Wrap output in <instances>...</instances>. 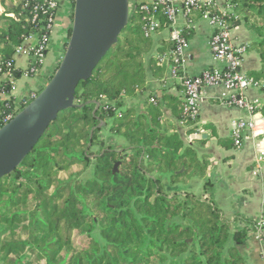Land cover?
<instances>
[{
	"label": "trees",
	"instance_id": "1",
	"mask_svg": "<svg viewBox=\"0 0 264 264\" xmlns=\"http://www.w3.org/2000/svg\"><path fill=\"white\" fill-rule=\"evenodd\" d=\"M11 1L0 16V78L8 73L18 80L26 71L16 68L17 48L33 35L49 36L45 26L54 12L44 7L33 22V8L43 0ZM229 1L224 19L230 28L246 23L260 37L251 49L263 67L248 77L264 84V0ZM144 5L135 6L116 46L78 87L77 107L62 112L23 164L0 181V264H247L241 247L249 232L264 240L257 221L243 220L247 226L233 232L213 203L182 191V179L206 167L161 119L156 100L141 112L125 107L123 98L146 89L148 18L170 24L163 10L147 13ZM208 8L224 14L211 3L187 16L198 9L204 16ZM191 34L187 27L181 35L189 41ZM162 45L151 64L155 72L176 47L174 41ZM3 86L10 90L11 83ZM0 109L1 118L15 112L13 100ZM180 109L185 125L197 123L183 116V104ZM256 113L264 116V107ZM108 120L126 148L115 150L99 138ZM89 167L92 175L81 179Z\"/></svg>",
	"mask_w": 264,
	"mask_h": 264
},
{
	"label": "crops",
	"instance_id": "2",
	"mask_svg": "<svg viewBox=\"0 0 264 264\" xmlns=\"http://www.w3.org/2000/svg\"><path fill=\"white\" fill-rule=\"evenodd\" d=\"M153 0H130L134 9L137 4H147ZM228 0H212L219 11L227 10ZM73 0H59L54 26L51 30L49 45L43 61L40 75L33 77L22 76L16 81V88L9 97L19 102L30 92L37 91L40 77L51 78L59 67L68 43L71 27ZM14 1L7 0L5 6L0 0V16ZM133 11V10H132ZM160 27L151 37L152 47L145 56L146 89L142 94L123 98L127 108L138 112L144 111L147 101L153 98L157 101L161 119L172 125V133H177L184 148L193 149L198 159L206 167L204 172L191 174L180 182L183 192L193 194L202 200L213 203L230 222L233 232L247 226L243 220L257 221L264 228V159L259 160V150L264 147V132L258 133L246 130L242 134L241 147L238 148L234 137V122L238 120L263 121L260 113L227 105V91L222 86L208 88L201 100V111L198 121L193 126L185 125L179 115L184 100L183 87L180 80L172 77L170 63L160 65L155 72L151 64L159 55L163 43L173 41V33L190 27L192 34L183 55L182 68L186 74L197 76L204 70L220 68L210 50L209 41L214 32L210 19L198 9L192 15L178 13L176 25L167 24L165 20H156ZM2 25V23H1ZM3 26V25H2ZM232 41L236 45H246L248 53L241 67L242 73L250 76L262 70L259 53L251 49L260 41L251 25L242 23L231 29ZM39 37L33 35L22 44V51L16 53V68L25 71L29 65V53L37 47ZM52 73V74H51ZM49 78V79H50ZM247 88L245 96L250 101H258V108L264 107L263 83H255ZM124 110V109H122ZM183 112V111H182ZM112 120L106 123L105 131L110 133ZM197 128L190 132L192 128ZM264 130L263 126L258 127ZM112 140L126 148L127 144L121 137ZM247 264H264V240L258 238L253 229L241 247Z\"/></svg>",
	"mask_w": 264,
	"mask_h": 264
},
{
	"label": "water",
	"instance_id": "3",
	"mask_svg": "<svg viewBox=\"0 0 264 264\" xmlns=\"http://www.w3.org/2000/svg\"><path fill=\"white\" fill-rule=\"evenodd\" d=\"M131 13L130 0H74L71 35L57 71L45 89L0 129V181L23 164L62 112L77 107L78 87L91 79L116 46Z\"/></svg>",
	"mask_w": 264,
	"mask_h": 264
},
{
	"label": "built area",
	"instance_id": "4",
	"mask_svg": "<svg viewBox=\"0 0 264 264\" xmlns=\"http://www.w3.org/2000/svg\"><path fill=\"white\" fill-rule=\"evenodd\" d=\"M212 0H153L150 3L145 4L142 10L147 13H154L158 10H163L167 15L170 23L174 26L176 25V18L178 13H184L186 16L192 12V10L198 6L209 7ZM44 7L47 11L54 12L47 19V24L45 29L51 30L54 26L57 11L59 9V0H43V6L37 4L33 8L34 17L33 22L39 17V13H45ZM133 10V8L131 7ZM231 11L230 1H227V10L224 12L223 16H214L211 14L210 9H207L206 16L210 19L213 24L214 32L210 38L209 46L210 50L214 56V59L221 64L220 68H214L209 70H204L201 74L197 76H191L186 74L182 68L183 55L188 46V40H186L181 33H173V41L176 44L175 50L171 52L168 59L171 68V75L174 78L180 80L183 87L184 100H183V116L192 120L198 121L201 111V100L204 91L208 88L222 86L227 91V105L231 107H237L250 111L251 113H256L259 106L258 101H250L246 98L245 93L249 86L256 85L251 78L242 73L241 67L243 65L244 57L248 53V47L246 45H236L232 41L231 28L227 20L224 19L225 12ZM204 15V16H205ZM14 17V16H13ZM149 25L147 27L146 35L152 37L158 31L160 27L159 23L155 20L154 16L148 18ZM50 35H44L36 48H34L29 53V65L25 70L26 72L23 76L33 77L39 76L43 61L45 59L48 45H49ZM22 51V46L17 48L16 53ZM2 58L0 56V65ZM55 72L52 74V76ZM51 76V77H52ZM9 81L11 83L10 90H6L3 86V82ZM16 81L10 74L6 73L0 78V94L4 97H9L12 91L16 88ZM264 87V84H261ZM37 91L30 92L21 101L15 102V112L5 115L3 118L0 117V129L10 122L21 110L22 105L25 103V107L31 103L37 96ZM152 102L155 100L152 98ZM5 102H12L11 98L5 99L0 97V104ZM1 115V109H0ZM262 125L264 128L263 121L256 120H238L234 122V137L235 143L238 148L241 147L242 134L246 130H250L258 133L264 132V130L258 129ZM264 144V138L263 142ZM259 160L264 159V147L259 150ZM260 228H262V223L258 222ZM258 238L262 239L260 233H257Z\"/></svg>",
	"mask_w": 264,
	"mask_h": 264
},
{
	"label": "rangeland",
	"instance_id": "5",
	"mask_svg": "<svg viewBox=\"0 0 264 264\" xmlns=\"http://www.w3.org/2000/svg\"><path fill=\"white\" fill-rule=\"evenodd\" d=\"M73 2H74V0H73ZM73 2H72V14H71V16L73 15ZM70 21H71V25H72V20H71V18H70ZM65 54V53H64ZM52 74V73H51ZM50 77H49V75L47 76V78H44V77H40V80H39V86L37 87V92L40 94L44 89H45V87L47 86V84L49 83V81L51 80V79H49ZM100 135V139L102 140V141H104V142H106V146H109V147H111V148H113V149H115V150H122V149H124V147H121L120 145H118L117 144V141H114V140H112L114 137L112 136V135H109V132H107V131H105V129L99 134ZM118 138L119 137H116L115 136V139L116 140H118ZM99 150V148H98V146H96V147H94L93 149H92V151H94V152H97ZM82 170V168L81 167H77V166H75L74 168H73V171H75V172H77V171H81ZM182 171V170H181ZM180 171V172H181ZM92 173H93V170H92V167H89L88 169H87V171L85 172L84 171V173L82 172V174L80 175V178L81 179H83V180H85L86 178H88L89 176H91L92 175ZM183 179H185V178H183ZM182 179V180H183ZM73 242L75 243V244H79V233L76 231V232H74V235H73ZM41 264H45V262L44 261H42V263Z\"/></svg>",
	"mask_w": 264,
	"mask_h": 264
}]
</instances>
